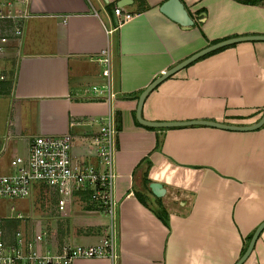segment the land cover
<instances>
[{
	"label": "crops",
	"instance_id": "crops-1",
	"mask_svg": "<svg viewBox=\"0 0 264 264\" xmlns=\"http://www.w3.org/2000/svg\"><path fill=\"white\" fill-rule=\"evenodd\" d=\"M164 1L31 0L35 16L27 22L15 84L0 82L7 98L0 102V173L12 158L27 156L36 134L71 132L80 151L98 119L114 117L120 254L72 264H233L264 220V123L252 130L152 127L136 117L140 92L165 70L220 39L264 34V0H182L194 19L190 28L160 11ZM121 2L134 16L108 34ZM109 44L115 98H85V89L105 82L95 58ZM0 64L11 66L8 57ZM263 112L264 40L193 60L152 89L142 107L148 120L229 124L255 123ZM152 180L163 183L164 196L152 192ZM69 207L53 221L56 231L62 224L58 241L98 242L109 216L84 193ZM242 264H264V228Z\"/></svg>",
	"mask_w": 264,
	"mask_h": 264
},
{
	"label": "built area",
	"instance_id": "built-area-1",
	"mask_svg": "<svg viewBox=\"0 0 264 264\" xmlns=\"http://www.w3.org/2000/svg\"><path fill=\"white\" fill-rule=\"evenodd\" d=\"M113 13L116 24L106 29L108 34L134 16L120 5H114ZM33 16L31 0H0V60L8 57L11 65L7 68L0 64V82L10 81L12 87L22 58L27 22ZM95 60L101 64L105 82L85 89L82 96L92 100L113 99L116 92L111 44L102 48ZM78 123L80 121H71V125ZM97 124V130L87 137L80 151L74 150L71 132L40 133L29 139L24 159L9 160V169L0 173V264H72L78 258L105 256L117 260L120 254L117 244L119 203L114 198V186L118 129L111 114L98 119ZM10 137V132L2 135L4 144ZM36 183L47 189L63 216L69 214V206L77 195L86 194L93 208L109 216L102 238L88 244L59 242L53 223L45 228L41 222L32 223L31 228L9 223L25 217L20 212L12 214L14 205L7 199L28 197ZM163 203L169 205L167 201Z\"/></svg>",
	"mask_w": 264,
	"mask_h": 264
},
{
	"label": "water",
	"instance_id": "water-1",
	"mask_svg": "<svg viewBox=\"0 0 264 264\" xmlns=\"http://www.w3.org/2000/svg\"><path fill=\"white\" fill-rule=\"evenodd\" d=\"M126 4L127 3L125 2L122 3L123 6H125ZM160 11L163 12L170 19L181 24L185 28H190L194 24V19L190 15L189 10L186 8L182 0H165L160 5ZM245 40H264V34H244V35L230 36V37L220 39L216 42H213L197 50L196 52L192 53L188 57L179 61L178 63H176L169 69L165 70L162 74L157 76L139 94L138 101H137V107H136V117L138 121L144 125L152 126V127L178 126V125H190V124H207V125L218 126L222 128L235 129V130H252V129H255L261 126L264 123V112L261 118L257 122L252 123V124H229V123L209 120V119L159 121V120H148L142 116V107H143V103H144V100L147 94L152 89H154L160 82H162L165 78L169 77L170 75L175 73L180 68L186 66L188 63L203 56L204 54L208 52L217 50L223 46H227V45L237 43L239 41H245ZM149 187L151 188L152 192L158 197H162L166 193V188L163 185V183L160 181L152 180L149 183ZM263 228H264V220L256 227L243 254L233 264H242L245 261V259L248 257L251 250L253 249L255 241L259 233L263 230Z\"/></svg>",
	"mask_w": 264,
	"mask_h": 264
},
{
	"label": "rangeland",
	"instance_id": "rangeland-1",
	"mask_svg": "<svg viewBox=\"0 0 264 264\" xmlns=\"http://www.w3.org/2000/svg\"><path fill=\"white\" fill-rule=\"evenodd\" d=\"M0 102H7V98H4L0 96ZM2 166L0 165V170L4 171ZM8 203L14 205V211L12 214H17L20 212L24 215V219H15L13 221H9V223H13V225L18 224L20 227H28L31 228L32 223H38L41 222V226L45 228V226H49L54 222L52 221V217H57V219L63 218L62 213H60L55 204V201L50 199V196L47 192V189L43 187L41 184L36 183L31 195L25 198H11L7 199ZM5 202L3 201L2 204ZM6 204V203H5ZM4 204V205H5ZM54 214V215H53ZM57 215V216H56ZM62 221V220H60ZM62 224H60L57 228L56 237L57 239L61 240V237L59 236V232L62 230L60 227ZM54 226V225H53ZM90 241L91 239L87 240H78L77 243H82L86 241Z\"/></svg>",
	"mask_w": 264,
	"mask_h": 264
},
{
	"label": "trees",
	"instance_id": "trees-1",
	"mask_svg": "<svg viewBox=\"0 0 264 264\" xmlns=\"http://www.w3.org/2000/svg\"><path fill=\"white\" fill-rule=\"evenodd\" d=\"M245 2H255L257 0H244Z\"/></svg>",
	"mask_w": 264,
	"mask_h": 264
}]
</instances>
